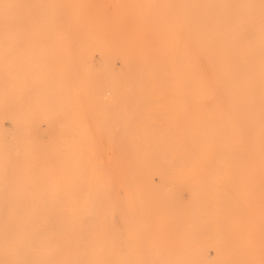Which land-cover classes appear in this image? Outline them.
Segmentation results:
<instances>
[{
    "label": "rangeland",
    "instance_id": "obj_1",
    "mask_svg": "<svg viewBox=\"0 0 264 264\" xmlns=\"http://www.w3.org/2000/svg\"><path fill=\"white\" fill-rule=\"evenodd\" d=\"M80 1L81 20L90 32L109 37L110 47L113 38H123L125 46L109 48L113 59L105 63L114 74L124 58L130 64L148 58L163 69V43H170L163 38V0H149L146 16L128 6L139 0ZM23 2L22 19L37 20L39 0ZM61 4V18L70 21V3ZM130 30L142 33V39H130ZM21 42L26 46L25 36ZM41 43L52 42L45 37ZM5 44L9 50L10 38ZM72 49L75 55L71 49L69 56V50L54 54L64 66L41 58L21 67L8 60L0 69V264H264L260 172L251 164L240 165L241 172L229 166L237 193L244 182L240 208L210 210L204 204L207 187L222 191L226 186L223 172H212L227 140L226 129L220 128L227 116V85L220 86L217 75L227 66L225 52L216 47L198 55L212 86L204 98L212 109L202 144L208 159L204 162L203 153L194 165L197 152H192L188 165L181 166L135 151L124 135L114 146L104 127L102 55L91 52L93 66L83 67ZM150 103L147 115L154 110ZM166 130L158 114L139 117L130 126L132 133H147L154 141ZM208 172L215 174L214 183L199 193L197 182Z\"/></svg>",
    "mask_w": 264,
    "mask_h": 264
},
{
    "label": "bare ground",
    "instance_id": "obj_2",
    "mask_svg": "<svg viewBox=\"0 0 264 264\" xmlns=\"http://www.w3.org/2000/svg\"><path fill=\"white\" fill-rule=\"evenodd\" d=\"M163 1V38H169L170 43H163L161 71L157 68L159 64L153 67L148 58L138 59L133 64L124 58L119 73L114 74L105 63L113 59L109 56V48L125 46L121 42L123 38H113L110 47L107 44L109 37L97 31L90 32L88 25L81 20L80 0H39L40 12L34 21L22 19L23 0H0V69L7 67L8 60L17 65L15 67H21L33 65L41 58L51 59L55 66H64L56 61L54 54L66 55L69 49L74 53L72 48L79 55L81 66L91 67V52L97 51L102 55L106 78L104 127L107 136L115 142L114 146L118 137L124 135L130 147L135 151L151 152L157 162L185 166L191 161L189 153L197 152L193 156L196 157L194 165H197L203 153L204 162L208 159V152L202 144L211 128L212 116V109L205 107L204 100L211 93L212 86L208 82L211 79H207L209 71L200 65L198 55L202 52L210 54L216 47L220 48L228 58L227 66L217 72L219 85L222 86L223 81L227 85V116L226 121L220 120V128L224 126L226 129L227 140L224 149L220 148L216 155L217 164L212 172H223L221 177L222 181L226 180V186L222 187L224 195L217 188L207 187L208 196L204 204L210 210H236L242 205L244 182L240 181L237 193L229 175V166L235 165L241 172L245 169L241 166L251 164L260 172L264 188V0ZM63 2L70 3L72 7L70 21L61 18L65 15L60 7ZM128 6L135 13L146 16L150 4L149 0H139L128 2ZM129 32L130 39H142L143 34L139 31ZM23 36L26 37V46L21 42ZM45 37L52 43L42 47L41 41ZM6 38H10L9 50ZM193 39L196 41L192 42ZM132 48L139 52L137 46ZM71 50L67 52L68 56ZM7 52L13 57L7 59ZM242 52L248 61L243 60ZM149 99L154 110L147 115ZM156 114L165 119L167 126L159 140L154 141L147 133L130 131L131 121ZM178 136L183 138L177 139ZM171 151H175L174 154L166 155ZM219 162L224 170H219ZM201 176L196 181L197 192L205 193L206 185L214 183L216 176L209 172ZM208 203H211V208H208ZM261 206L264 210V203Z\"/></svg>",
    "mask_w": 264,
    "mask_h": 264
}]
</instances>
